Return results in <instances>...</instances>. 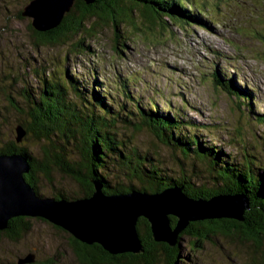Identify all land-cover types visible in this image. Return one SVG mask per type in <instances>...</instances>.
<instances>
[{"label": "trees", "instance_id": "obj_1", "mask_svg": "<svg viewBox=\"0 0 264 264\" xmlns=\"http://www.w3.org/2000/svg\"><path fill=\"white\" fill-rule=\"evenodd\" d=\"M198 6L189 0H95L91 5L75 1L55 29L42 33L30 26L32 44L36 47L65 45L78 37L70 48L81 55L88 49H85L80 38L91 36L97 21L111 20L117 34V46L118 24L121 21L132 20L138 15L151 23L156 19L162 23L161 20L166 18L190 26V21L202 22L201 7ZM21 12L18 19H21ZM41 75L38 89L26 82L12 80L10 74L0 75V83L6 82L8 86H1L0 94L4 97L3 101L8 103L7 108L10 107V112L16 114L20 120L18 123L26 130V138L23 140L32 139L43 143L41 150L39 148L37 151L42 154L37 161L32 156L33 152L22 146L23 140L16 141L14 125H10L12 118L0 113V155L17 154L30 159L31 171L25 180L36 193L41 194L35 181L38 174L48 178L49 164H54L58 170L75 177L78 175L75 168L78 165L81 176L83 171H87V177L100 183L105 195L130 190L155 193L167 186L180 187L186 196L194 200H207L216 195H243L249 203L243 221L224 219L191 223L179 239L190 237L189 248L194 251L206 241L222 237L230 244L246 250L248 260L244 264H264V168L258 169L259 173H256L254 167H257V160L256 163L247 154L238 162L235 156L216 144L219 143L216 130H210L208 125L198 124L184 116L178 107L173 109L165 97H160L164 100V109L154 102L155 93L142 104L141 98H136L137 93H133L130 88H139L136 84L138 78L120 76L111 81L104 80L103 83L92 76L90 86L84 77L68 75L67 71L61 76L52 73ZM212 79L225 89H221L223 92L232 97L236 108L242 107L243 116L252 124L253 131L264 125V114H258L255 110L249 91L231 85L230 78L226 80L228 83H222L216 75ZM17 83L21 86L13 92ZM110 84H120L117 88L119 91L116 93L114 91L117 89H114L112 93L111 89H107ZM129 91L133 94L130 95ZM13 93L24 100L27 109H22L14 102ZM181 108L184 109L183 106ZM9 125L10 129H14V139L3 133V127ZM145 130L170 151L171 162L174 164H171V170L163 166L162 159L154 151L132 140L136 131ZM203 133L209 136L210 141L206 140ZM238 144L245 147L242 141ZM77 158L79 163L75 161ZM202 164L204 173H199L198 166ZM135 181L138 185L130 184ZM80 182L82 186L88 184L85 180ZM52 197L72 198L61 193H55ZM29 221L25 217L14 218L10 220L8 229L0 232V235L16 241L30 230ZM137 232L143 250L138 255L110 256L97 245L86 246L72 237L68 239L79 264L182 263L179 239L178 244L172 248L156 243L144 220L138 221Z\"/></svg>", "mask_w": 264, "mask_h": 264}, {"label": "rangeland", "instance_id": "obj_2", "mask_svg": "<svg viewBox=\"0 0 264 264\" xmlns=\"http://www.w3.org/2000/svg\"><path fill=\"white\" fill-rule=\"evenodd\" d=\"M189 1L198 7L208 8L206 11L215 24L193 20L189 26L166 18L161 20L162 23L157 19L151 23L137 15L118 24L116 46L117 34L111 20L97 21L90 33L92 35L80 38L88 50L79 55L70 48L78 37L65 45L34 46L30 31L32 19H18L29 1L0 0V75L10 74L12 80L26 82L34 89L40 87L39 76L43 73L61 76L67 71L68 75L84 77L90 86L92 76L103 83L120 76L138 78L136 84L139 88H130L137 93L136 98H141L142 104L155 93L154 102L163 108L165 103L160 97L167 98L173 109L178 107L184 116L216 130L219 137L216 144L235 156L238 162L247 154L256 163L258 161L259 165L257 163L254 169L259 173L258 169L264 168V125L253 131L252 124L243 116L242 107L236 108L232 97L223 92L221 89L224 88L212 78L216 75L222 83H228L226 80L230 78L231 85L249 91L255 110L264 114V0ZM190 10L193 14L192 8ZM222 43L229 49L225 55L215 52L219 50L215 49V44L223 49ZM1 86L8 87L3 81ZM19 86L17 83L13 92ZM119 86L110 84L107 89L113 93ZM7 92L9 94V90ZM132 92L129 91L130 95ZM12 97L19 107L27 109L24 100L16 93ZM3 98L0 94V113L12 118L10 125L15 128L20 125L19 118L10 112ZM10 125L3 127V133L14 139V129H10ZM136 132L137 140L134 137L132 140L154 151L162 159L163 166L171 170L170 166L174 164L170 151L147 131ZM125 135L128 136L127 132ZM203 135L210 141L208 135ZM259 137L263 139L257 140ZM240 141L245 147L237 146ZM22 142V146L32 151V156L39 161L42 154L37 151L41 150L43 143L32 139ZM202 166H198L199 173H204ZM52 168L50 180L42 177L38 182L35 180L44 195L80 194L81 188L71 177L56 171L54 165ZM130 184L138 185V182ZM28 223L30 230L16 241L0 235V264H16L19 258L30 253L35 255V264H79L65 232L38 219H30ZM189 243L188 236L179 239L180 264H244L248 260L246 250L222 237L206 241L194 251L190 250Z\"/></svg>", "mask_w": 264, "mask_h": 264}, {"label": "water", "instance_id": "obj_3", "mask_svg": "<svg viewBox=\"0 0 264 264\" xmlns=\"http://www.w3.org/2000/svg\"><path fill=\"white\" fill-rule=\"evenodd\" d=\"M75 1L91 5L95 0H30L21 17L31 18V27L37 32H47L59 26ZM15 133L17 142L26 138L21 124L15 127ZM75 161L79 163L80 160ZM30 163L24 155H0V232L7 230L14 218L38 219L81 244L101 247L110 256L138 255L143 252L137 232L140 220L148 223L153 241L172 248L191 223L224 219L241 222L249 210L248 200L243 195H216L207 200H194L178 186H167L155 193L130 190L105 195L101 184L87 177V171L81 176L78 165L75 177L49 164L50 176L54 165L56 171L67 174L81 188L79 195H70L71 200L54 198L53 194L44 195L39 184L36 183V187L41 194L26 182ZM50 176L44 178L38 174L35 179L37 182L40 177L50 180ZM80 180L88 184L82 186ZM35 262V255L30 253L19 258L16 264Z\"/></svg>", "mask_w": 264, "mask_h": 264}, {"label": "bare ground", "instance_id": "obj_4", "mask_svg": "<svg viewBox=\"0 0 264 264\" xmlns=\"http://www.w3.org/2000/svg\"><path fill=\"white\" fill-rule=\"evenodd\" d=\"M160 30V29H159Z\"/></svg>", "mask_w": 264, "mask_h": 264}]
</instances>
